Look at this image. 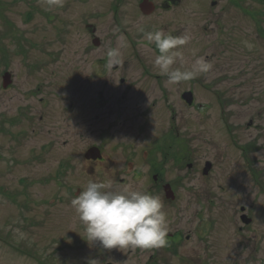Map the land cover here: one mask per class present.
<instances>
[{"label":"rangeland","instance_id":"374dc122","mask_svg":"<svg viewBox=\"0 0 264 264\" xmlns=\"http://www.w3.org/2000/svg\"><path fill=\"white\" fill-rule=\"evenodd\" d=\"M136 1L126 3L134 8ZM185 1L190 40L186 49H180L187 61L182 70L190 69L200 56L212 67L187 82L170 84L154 66L157 53L145 38L137 39V54L131 55V61L117 70L112 66L103 71L99 57L105 48L92 51L91 62L84 60L81 48L87 41L82 25H69L73 27L67 36H71L70 44H63L55 29L50 33L55 35V45L48 31L39 30L46 11L77 21L81 11H86L87 16L97 18L99 24L92 26L98 35L115 34L116 25L101 19L113 15L104 0H91L88 5L71 0L69 8H61L68 5L67 0L51 7L47 0H0V264H182L193 251L212 264H264V49L255 52L254 46L252 54L245 46V41L257 40V26L264 36L260 22L264 0ZM212 1L219 7L212 9ZM234 1L241 5L238 22L242 32L233 60ZM44 35L45 46L41 42ZM112 38V48L121 53L120 41L115 35ZM60 44L59 61L51 63L47 54L59 50ZM125 59L130 60V55ZM6 73L11 74V84L3 87ZM121 78L125 84H159L152 99L140 105L144 109L157 100L153 121L132 119L127 126L108 108H94L99 91L115 90L110 86L123 90ZM219 79L221 84H216ZM38 84H77L75 89H54L55 93H77L74 116L40 122V95L28 100ZM88 84L97 87L88 92ZM79 86H84L81 92ZM185 89L193 92L192 104L179 96ZM215 92L223 93L224 115ZM27 106L32 108L28 114L22 112ZM172 126H178L179 137L171 133ZM148 143L161 150L155 164L140 162L141 173L125 184L107 174L125 166L130 155L141 154ZM92 145L103 146L106 157L118 165L111 170L96 166L94 174L90 173L84 155ZM175 152L183 155L178 163L172 157ZM206 161L212 164L207 177L202 174ZM188 163L194 166L189 169ZM152 167L157 168L162 183L170 185L172 201L165 200L162 186L153 188ZM89 180L110 181L114 190L130 186L154 191L164 204L168 232L182 231L184 237L190 236V243L184 242L174 252L168 248L156 261L154 252L165 247L105 249L99 241H87L71 200ZM2 187L8 191H1ZM244 213L249 224L242 222ZM203 245L201 252L198 246Z\"/></svg>","mask_w":264,"mask_h":264},{"label":"flooded vegetation","instance_id":"af4514ba","mask_svg":"<svg viewBox=\"0 0 264 264\" xmlns=\"http://www.w3.org/2000/svg\"><path fill=\"white\" fill-rule=\"evenodd\" d=\"M80 1L79 3L81 5H88V3L91 0H77ZM107 4L106 8L108 10L110 9L113 12L112 18L103 19V23L107 24H113L116 25L118 30L115 32V34H104L103 36L98 35V31L96 28L92 25L99 24L97 22V18H92L90 15H86V11H81V18L79 21L70 18H64L60 12H44V18L41 17L42 20H44V24L41 26V33H44L45 31H48V38L51 39V41L54 44L55 41V35L52 36L50 33L52 32V29H55L58 33L61 39L67 44H70L71 42V36L69 39H67V36L70 34L69 31H73V27H69V25H82L81 31L84 32L85 38H86V45L81 51L83 52L85 56V61L90 58L91 62V52L95 50H99L102 48H105L103 51L106 53L99 57V62L102 64L103 71H108V52L112 48L113 45V36L115 35L118 40L120 41V47H121V53L119 55L120 60L119 63H116L113 65L115 70L119 69L123 65V63H126L127 61H131V55L134 58L137 54V39H143L145 38L144 33L149 31H156V30H163L166 33H171L173 36H184L189 35V10H187V7H184L185 0H137V6L136 7H129L130 4L126 3L127 1L131 0H104ZM68 5L62 6L61 8H69L71 0H67ZM212 9L218 8L219 3L217 1L211 2ZM105 8V6L103 5ZM234 7L235 10L232 11V16L235 15V17L232 18V23L230 26L231 31V38H230V46H232L231 52H233V60L235 59V51L236 47L238 46L239 39H237L242 32V27L239 25L238 22V14L239 8L241 5L238 4L237 1H234ZM239 7V8H238ZM38 8V7H37ZM206 8V7H204ZM40 9V8H38ZM210 14H213V11L209 12ZM217 13V12H216ZM104 15V13H103ZM102 15V16H103ZM98 17V16H97ZM253 17V16H252ZM28 21L32 20V17L27 19ZM241 21V20H240ZM81 22V23H79ZM261 24L263 25L262 28L264 29V19L260 20ZM255 23V22H254ZM67 25V26H66ZM64 26V27H63ZM257 26V25H256ZM143 29V31H141ZM38 30V31H39ZM257 40L252 42L250 40L248 43L252 45L251 49H249L247 52H251L253 54L254 46H255V52L258 51V48L260 47L261 50L264 49V36H262L259 33L258 26H257ZM264 33V31H262ZM44 39L41 40V42L44 44V46L47 44V38L42 36ZM57 38V37H56ZM115 38V37H114ZM233 39L236 40V42L233 43ZM112 41V43H111ZM144 41H147L146 38ZM189 43V42H188ZM187 43V44H188ZM186 44V45H187ZM55 45V44H54ZM154 48L156 55H158V50L155 48L154 44H151ZM182 46L181 50H184L187 48V46ZM66 46V45H64ZM114 49V48H112ZM49 50V49H48ZM46 51V50H45ZM62 52L61 44L60 49L55 51H50L49 54H47L50 57V61L57 62L58 56ZM131 52V53H130ZM184 54V65L185 67L187 65V61L185 60L186 54ZM126 55H130V60L125 59ZM59 61V59H58ZM107 62V63H106ZM236 62L238 63V57ZM176 67H181L180 62H177ZM182 67V68H183ZM157 78V76H155ZM159 77V76H158ZM120 84L123 87V90L120 91L118 87L110 86V84H103L106 86H110L114 88L115 90H110L108 88H105L104 90H101L97 93L98 95V102L94 104V108L96 110H103L107 109L109 113L117 114V119L122 120L124 125L128 126V121L136 120V119H145L148 123L150 121H153V117L155 114V110L157 107V100L155 99L152 102V106H148L144 109L141 108L140 105L143 103H147L152 97L156 94V85L157 84H125V79H120ZM189 81V80H187ZM182 81V82H187ZM197 82V80H196ZM198 84H203L201 82H197ZM216 84H221L220 79L217 81ZM59 84H38L36 87L37 92L31 91V96L28 98V100H32L33 96L36 94H39L38 97V103L40 104L39 113L40 116L38 117V120L40 122H44L47 119L52 120L53 118L59 117L60 115H63L64 117L71 118V116H74V113H76L78 108V101H77V93L75 91L72 92H60L57 90V94L55 93L54 89L58 88H78L77 84H63L61 87H58ZM159 85V84H158ZM157 85V86H158ZM161 85V84H160ZM81 87V86H79ZM95 87L94 84H88V87H86V90L88 92H91ZM162 88V87H160ZM80 92L84 89V86L80 88ZM39 91V92H38ZM190 90L185 89L182 90L179 93L180 98L184 99V94L189 92ZM121 92V93H120ZM216 99L219 103L220 110L222 111V114L224 115V105H223V93L215 92ZM164 98L166 99V95H164ZM140 100H144V102H140ZM137 100V101H136ZM29 104V103H28ZM27 104V105H28ZM90 100H89V106H90ZM124 104V105H123ZM32 111V108L30 106H27L26 108L22 109V112L28 114V112ZM131 113V115H129ZM56 116V117H55ZM122 125V126H124ZM35 130V129H33ZM110 131H108L109 133ZM179 137L180 132L178 126H172L171 133H174ZM128 135V134H127ZM150 136V133L146 135V137ZM139 139L134 143L137 144ZM153 144V143H152ZM151 143H148L145 145V149L142 151L141 154L134 153L128 157V160L125 164V166L121 165V169L119 167H116V171L114 173H107L112 178H115L119 181L120 184H125L128 182V179L133 176L134 174H140L141 172L138 170V164L140 162H144L147 165H150L151 163L155 164V157L157 154L161 151H159L160 148L158 147H152ZM129 147H132L133 144L130 143L128 145ZM154 146V145H153ZM182 146V145H181ZM184 148L187 147V144H183ZM103 146H96L92 145L88 148L86 153L90 149H97L96 152H94L89 159H86L87 167L90 171V173L94 174L96 166L105 168L106 170H111L114 166H117L119 163L116 160H113L109 157H106L103 151ZM172 154L169 153V156ZM179 152H175L172 156L173 159H177L176 162H179V159L181 155ZM96 156V157H93ZM183 156V155H182ZM85 157V155H84ZM168 156L165 157V159ZM189 159V156H188ZM166 162V160L164 161ZM206 161L204 163H207ZM188 168L191 169L194 165L192 163L187 164ZM152 181H153V188H157L158 186H162L163 190H166L167 184L162 183L163 180L160 177V175L157 172L156 167H152ZM201 170V169H200ZM212 170V169H211ZM211 172V171H210ZM106 174V173H105ZM202 174L204 175V168L202 170ZM210 174V173H209ZM255 175V172H254ZM205 176V175H204ZM209 176V175H207ZM205 176V177H207ZM162 183V184H161ZM164 184V185H163ZM26 183H24L23 188L25 187ZM8 191L7 187H2L1 191L3 190ZM156 190V189H155ZM80 188H78L76 194L80 192ZM150 192L154 194V191ZM164 198L167 199V195L164 196ZM52 200V199H51ZM49 200V201H51ZM167 201V200H166ZM171 201V199H169ZM201 233V232H199ZM169 239H167V245L165 246L166 249H161L160 251H155V259L156 261L159 258V255H166L168 248L174 252L175 248H180L183 243H190L189 235H186L185 237L182 235V231H175L168 232ZM186 238V241L183 239ZM203 238V237H202ZM202 242L200 241V244ZM178 248V250H179ZM199 250L202 252L204 249L205 251V245L203 247L198 246ZM140 249V248H138ZM202 249V250H201ZM176 250V251H178ZM137 254L140 255V251L138 250ZM197 253L193 251L192 255H188L187 257L183 259L182 264H209L211 262H206V259L203 257V255H198L196 257ZM212 264V263H211Z\"/></svg>","mask_w":264,"mask_h":264},{"label":"clouds","instance_id":"9594fccd","mask_svg":"<svg viewBox=\"0 0 264 264\" xmlns=\"http://www.w3.org/2000/svg\"><path fill=\"white\" fill-rule=\"evenodd\" d=\"M47 3L50 7L62 6V0H47ZM144 35L159 53L154 58V66L161 75L167 76L170 84L194 79L212 67L200 56L190 69L182 70L185 61L180 49L189 42L187 35L173 36L163 30L145 32ZM245 46L252 47L247 41ZM119 55L118 48L109 50L108 67L119 63ZM177 61L181 67H173ZM71 206L84 226L87 241H99L105 249H152L167 245L168 222L164 204L151 192L130 186L114 190L110 181L89 180L71 200Z\"/></svg>","mask_w":264,"mask_h":264},{"label":"water","instance_id":"95a60500","mask_svg":"<svg viewBox=\"0 0 264 264\" xmlns=\"http://www.w3.org/2000/svg\"><path fill=\"white\" fill-rule=\"evenodd\" d=\"M3 84H4V87H8L9 84H11V74L10 73H6L4 76H3ZM184 98L189 102V103H192V100H193V95L192 93H186L184 95ZM97 149H90L88 151V153L86 154V157L87 158H90L91 155L96 152ZM93 157H96V156H93ZM210 167H211V164L210 163H207L206 165V168H205V173L207 174L210 170ZM170 188V191H168ZM166 190H167V196L170 197L172 196V190H171V187L170 186H166ZM245 217H243L244 219ZM247 221V220H246Z\"/></svg>","mask_w":264,"mask_h":264}]
</instances>
